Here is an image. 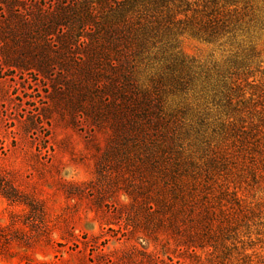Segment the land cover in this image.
Here are the masks:
<instances>
[{
  "label": "rangeland",
  "instance_id": "obj_1",
  "mask_svg": "<svg viewBox=\"0 0 264 264\" xmlns=\"http://www.w3.org/2000/svg\"><path fill=\"white\" fill-rule=\"evenodd\" d=\"M15 1L20 17L37 29V10L53 14L60 3L77 6L80 0ZM204 1L195 0V9L220 8L232 23L237 20L232 25L235 34L246 32L255 51L254 79L248 82L264 84V0H245V8L243 0H214L215 6ZM3 2L0 264H213L206 249L197 248L192 255L190 249L177 246L168 229L143 231L139 212L144 184L138 173L143 149L127 124L119 126L124 102L116 92L125 73L119 68L98 70L89 64L83 45L60 52L55 37L66 32L58 27L60 21L49 36L51 49L36 47L31 27L10 17ZM190 9L188 18L194 7ZM139 12L147 21L156 16ZM176 19L184 20L182 15ZM222 41L207 44L187 31L172 43L173 50L157 44L150 62L136 60L125 72L140 86L168 53H179L204 69L221 65L227 51L250 45L240 38L233 44ZM117 66L113 63L112 68ZM114 79L121 83L113 84ZM242 194L247 202H264L263 190L251 186ZM261 206L260 235H252L254 247L248 251L255 264H264Z\"/></svg>",
  "mask_w": 264,
  "mask_h": 264
},
{
  "label": "trees",
  "instance_id": "obj_2",
  "mask_svg": "<svg viewBox=\"0 0 264 264\" xmlns=\"http://www.w3.org/2000/svg\"><path fill=\"white\" fill-rule=\"evenodd\" d=\"M4 1L10 17L31 27L36 47L51 49L49 36L60 21L66 29L55 37L60 52L83 45L89 64L125 73L122 83L111 82L121 83L119 126L127 124L143 149V231L168 229L177 246L192 255L206 249L213 264H255L248 251L252 235H260L264 202H247L242 193L251 186L264 192V84L248 82L255 51L246 32L235 34L237 20L232 23L220 8L199 12L195 0H80L77 6L60 3L53 14L37 10L41 25L35 29L20 17L15 0ZM140 10L156 16L147 21ZM180 15L184 20L176 19ZM6 26L11 29L9 21ZM187 31L207 44L240 38L250 45L227 51L221 65L204 69L179 53H165L140 86L125 72L136 60L150 62L157 44L173 50Z\"/></svg>",
  "mask_w": 264,
  "mask_h": 264
}]
</instances>
